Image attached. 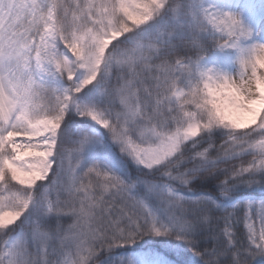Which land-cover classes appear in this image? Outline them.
<instances>
[{"label": "snow or ice", "instance_id": "obj_1", "mask_svg": "<svg viewBox=\"0 0 264 264\" xmlns=\"http://www.w3.org/2000/svg\"><path fill=\"white\" fill-rule=\"evenodd\" d=\"M0 264H264V0H0Z\"/></svg>", "mask_w": 264, "mask_h": 264}]
</instances>
